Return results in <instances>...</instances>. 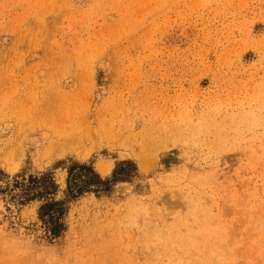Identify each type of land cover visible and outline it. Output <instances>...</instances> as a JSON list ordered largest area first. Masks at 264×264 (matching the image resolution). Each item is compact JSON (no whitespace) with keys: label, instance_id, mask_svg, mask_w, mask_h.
Listing matches in <instances>:
<instances>
[{"label":"rangeland","instance_id":"1","mask_svg":"<svg viewBox=\"0 0 264 264\" xmlns=\"http://www.w3.org/2000/svg\"><path fill=\"white\" fill-rule=\"evenodd\" d=\"M0 264H264V0H0Z\"/></svg>","mask_w":264,"mask_h":264},{"label":"trees","instance_id":"2","mask_svg":"<svg viewBox=\"0 0 264 264\" xmlns=\"http://www.w3.org/2000/svg\"><path fill=\"white\" fill-rule=\"evenodd\" d=\"M39 182H41V185H38L36 187H43V189L49 187V188H56V184L55 182L51 179V177L47 176V175H43L39 180H37ZM28 188V187H27ZM26 188V190H30L33 187H29L28 189ZM48 191L45 190V193H47ZM57 204L56 202L51 201H47V203L43 204L40 208V217L43 218L44 216H48L49 220L52 221L53 226L50 227V231L52 232V234L54 236H57V216L54 214V212H51V210L53 209L54 205Z\"/></svg>","mask_w":264,"mask_h":264},{"label":"bare ground","instance_id":"3","mask_svg":"<svg viewBox=\"0 0 264 264\" xmlns=\"http://www.w3.org/2000/svg\"><path fill=\"white\" fill-rule=\"evenodd\" d=\"M106 166H103L102 164L98 165L99 170L103 173H107L110 171L111 166L109 164H105ZM10 166V165H9Z\"/></svg>","mask_w":264,"mask_h":264}]
</instances>
